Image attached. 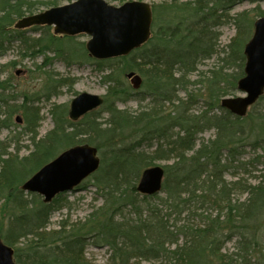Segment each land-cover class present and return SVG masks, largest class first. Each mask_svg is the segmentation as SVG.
Masks as SVG:
<instances>
[{
    "label": "trees",
    "instance_id": "16d2710c",
    "mask_svg": "<svg viewBox=\"0 0 264 264\" xmlns=\"http://www.w3.org/2000/svg\"><path fill=\"white\" fill-rule=\"evenodd\" d=\"M238 2L152 4L150 40L126 57L94 62L95 72L109 86L101 108L105 116L95 111L73 122L66 106L54 105V126L44 138H39L41 113L32 101L13 104L0 83V129H21L32 148L23 157L21 147L15 154L0 152V203L8 209L0 210V238L13 249L16 264H91L89 246L107 248L110 264H264V105L259 108L264 95L246 117L237 118L221 107L222 99L237 90V77L230 83L222 68L203 81L191 80L203 62L218 54L221 29L230 23L237 28L231 46L237 48L235 58L242 68L243 50L264 9L258 5L232 16ZM38 4L0 0L1 53L5 42L19 41L24 44L21 55L34 58L61 41L62 36L54 35L24 40L21 31L11 30L15 17L34 13ZM132 72L143 79L139 91L123 80ZM55 80L52 93L67 81ZM198 84L203 89L196 93ZM131 98L140 103L137 111L119 107ZM199 101L206 110L196 114ZM210 130L214 138L204 140L201 135ZM80 141L100 152L101 167L89 179L103 205L88 218L90 235L78 226L67 231L66 222L49 231L64 195L45 204L36 195L30 201L20 187L59 151ZM247 147L261 155L244 160ZM157 160L171 162L163 166L162 193L141 195V173ZM255 164L263 166L255 183L243 180L240 172L250 173ZM230 242H235V251L225 252Z\"/></svg>",
    "mask_w": 264,
    "mask_h": 264
},
{
    "label": "rangeland",
    "instance_id": "374dc122",
    "mask_svg": "<svg viewBox=\"0 0 264 264\" xmlns=\"http://www.w3.org/2000/svg\"><path fill=\"white\" fill-rule=\"evenodd\" d=\"M33 3H40L35 5L34 14L43 12L51 7H58L70 4L76 0H28ZM109 5L119 7L123 5L125 1L122 0H105ZM149 4H159L163 0H144ZM182 2L186 0H181ZM258 5L264 9V3H252L249 0H240L233 9L231 15L234 16L237 13H241L245 10H252ZM31 14L26 13L24 16ZM20 18L15 17V23ZM47 29V30H46ZM11 30H14L13 27ZM22 34L19 38L38 39L41 36H48L50 39L53 36V28L49 27H35L25 31H21ZM237 37V28L233 23L227 24L221 29L220 48L218 54L212 57L210 60L203 62L198 72L191 77L192 81H203L209 77H212L215 73L220 72L222 68L226 79L232 83L234 77L238 80L241 78L239 74L243 71L244 66L240 68V64L236 60L237 48L233 47V43ZM12 38H14L12 36ZM11 38V39H12ZM60 42L56 43V47L51 46L43 50L45 54L36 56L34 58L23 57L21 55L22 47L24 44L21 42H5V52H0V83H4L6 88V95L10 97L13 104H21L26 99H30L32 106L38 109L41 113V124L39 127V138L44 136L53 129V121L51 110L54 105L66 106L69 110L70 102L79 94L88 93L92 95H98L104 97L108 93V85L102 80L103 75L95 72L94 62L86 51V43L88 38L85 35H79L76 37H68L69 39L64 40L62 37ZM231 46V48H230ZM53 49V50H50ZM47 50V51H46ZM57 53H56V52ZM244 51V50H243ZM237 61V63H236ZM21 71V74L16 75V72ZM241 75V74H240ZM55 77L58 80L66 79L65 86H61L55 89L52 93L51 88L54 84ZM124 82L131 87L130 82L124 77ZM203 89V85L198 84L196 86V93ZM1 92V90H0ZM56 93V94H55ZM206 95V94H204ZM243 97L242 93L237 90L234 92L233 97ZM49 97V98H48ZM137 98H131L126 104L119 103V107L122 109L127 108L131 111H137L140 108V103L136 101ZM147 103L144 102L142 105ZM264 100L261 102L259 108L263 107ZM196 114L206 110V104L199 101L194 107ZM252 111V110H251ZM103 116H105L102 109L98 110ZM252 113V112H250ZM21 129L5 130L0 129V152L7 150L10 154H15L17 147H21L20 156H26L32 150L30 144V136L19 134ZM215 131L210 130L205 134L201 135L204 140L214 138ZM85 138H80L84 140ZM16 141H19L17 144ZM86 144L80 141L79 145ZM30 147V148H27ZM70 148V147H69ZM68 149V148H67ZM63 149L59 151L57 156L65 151ZM99 151V150H98ZM152 153V150H150ZM260 154V150H255L251 147L245 148L243 152V159L248 160L251 157ZM56 156V157H57ZM100 156V152H99ZM163 160H157L154 162V166L163 167L170 164ZM1 168V163H0ZM263 166L255 164V167H250V173H241L243 180L252 181L255 183V177L259 176ZM230 179V178H228ZM28 180V179H27ZM231 180V179H230ZM26 194V193H25ZM27 198L31 201V195L26 194ZM163 196V195H162ZM40 198V197H39ZM41 199V198H40ZM62 209H57L51 216L50 224L48 227L49 231H58L62 222H66L69 225L67 231L75 229L77 226L82 229L83 234L90 235L89 229L92 226L88 218L90 214L100 206L103 205V200L100 194H97L96 188L93 186V180L89 179L84 182L76 190L66 193L61 200ZM8 210L2 202L0 203V210ZM126 216L132 218L133 211L126 212ZM135 218V217H134ZM86 223V225H82ZM76 225V226H75ZM235 242H230L226 246L225 252L235 251ZM110 253L107 248H94L89 246L86 250V258L91 264H110L109 262ZM147 264V263H142Z\"/></svg>",
    "mask_w": 264,
    "mask_h": 264
},
{
    "label": "water",
    "instance_id": "95a60500",
    "mask_svg": "<svg viewBox=\"0 0 264 264\" xmlns=\"http://www.w3.org/2000/svg\"><path fill=\"white\" fill-rule=\"evenodd\" d=\"M152 7L144 1L126 2L120 7L109 5L105 0H77L71 4L51 8L45 12L25 17L16 28L47 25L55 34L89 37L86 49L91 57L107 60L130 55L146 44L151 37ZM244 77L238 81L237 91L243 97H227L221 106L232 115L242 118L264 95V17L256 20L254 33L245 45ZM132 87L139 90L143 79L134 72L127 75ZM104 99L98 95L82 93L70 104L69 116L77 121L87 113L101 107ZM20 123L21 120L18 118ZM101 165L96 148L84 144L62 152L42 167L22 186L26 193L43 197L51 203L57 196L77 189L87 178L96 173ZM165 171L160 166L142 172L137 191L154 196L161 192ZM0 264H16L14 251L0 238Z\"/></svg>",
    "mask_w": 264,
    "mask_h": 264
}]
</instances>
